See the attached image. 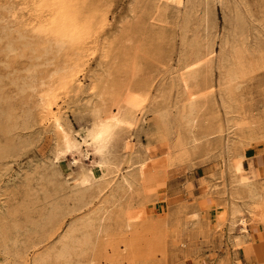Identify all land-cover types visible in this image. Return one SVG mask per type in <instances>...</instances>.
Segmentation results:
<instances>
[{"label": "rangeland", "instance_id": "rangeland-1", "mask_svg": "<svg viewBox=\"0 0 264 264\" xmlns=\"http://www.w3.org/2000/svg\"><path fill=\"white\" fill-rule=\"evenodd\" d=\"M263 146L264 0H0V264H243Z\"/></svg>", "mask_w": 264, "mask_h": 264}, {"label": "bare ground", "instance_id": "bare-ground-1", "mask_svg": "<svg viewBox=\"0 0 264 264\" xmlns=\"http://www.w3.org/2000/svg\"><path fill=\"white\" fill-rule=\"evenodd\" d=\"M73 15V14H72ZM69 17V15H68ZM74 19V17H73ZM67 20V19H65ZM68 21V20H67ZM65 22V21H64ZM68 23V22H67ZM70 23V22H69ZM75 21L73 22V25H74ZM71 24V23H70ZM64 26V24H63ZM68 26V25H67ZM70 26V25H69ZM75 26V25H74ZM78 26V25H77ZM83 27V26H82ZM74 28V27H72ZM76 28V27H75ZM69 29V28H67ZM59 31V30H58ZM57 31V32H58ZM70 31V30H68ZM72 31V30H71ZM66 32V31H65ZM70 33V32H69ZM127 106V105H125ZM129 107V106H127ZM131 107V106H130ZM127 110H129V108H127ZM132 111V109H130ZM133 113V112H132ZM132 116V115H131ZM135 118V116H132ZM98 121V120H97ZM128 121H130V116L128 114H125L124 112V108H121L120 112L116 115V116H113V117H109V119L105 120V121H100L96 124H94L93 126H91V128H89L87 131H86V135H85V138H84V143L83 144H93L96 149L99 151V153L101 155L104 156L105 154V150H107L106 148H109L107 147V145L109 143H111L112 141L115 140V138H117L118 135H120L123 131H125L127 125H129ZM57 123V121H56ZM133 125V124H132ZM58 126V124H56V127ZM130 127V126H129ZM127 130V129H126ZM122 138V137H121ZM64 140V139H63ZM82 141V140H81ZM123 141V140H122ZM72 141H68V144H67V147L66 149L70 150L71 148H74L76 146L73 145L71 143ZM118 142V141H117ZM81 144V143H80ZM121 144V143H120ZM82 145V144H81ZM90 145V144H89ZM112 145L113 142H112ZM117 146V145H116ZM90 147V146H89ZM119 147V145H118ZM79 148V147H77ZM93 148V147H91ZM114 148V147H112ZM113 150V149H112ZM109 151V150H108ZM95 152V151H94ZM97 152V151H96ZM108 153V152H106ZM112 153V152H110ZM115 153V152H114ZM97 155V154H96ZM109 156V155H108ZM107 156V157H108ZM113 157V156H112ZM106 158V157H104ZM99 159H101V157H99ZM103 159V158H102ZM101 159V160H102ZM109 159V158H108ZM115 160V158H114ZM100 161V160H99ZM103 161V160H102ZM109 161V160H108ZM117 161V160H116ZM101 162V161H100ZM112 162V161H111ZM110 162V163H111ZM107 163V161L105 162ZM99 164V163H98ZM103 164V163H102ZM117 164V163H116ZM105 165V164H104ZM114 166V165H113ZM105 167V166H104ZM116 167V166H115ZM103 168V167H102ZM106 168V167H105ZM112 168V167H111ZM110 168V169H111ZM115 171V170H114ZM113 171V172H114ZM87 180V179H86ZM85 181L82 180L81 183H84ZM129 185V184H127Z\"/></svg>", "mask_w": 264, "mask_h": 264}, {"label": "crops", "instance_id": "crops-1", "mask_svg": "<svg viewBox=\"0 0 264 264\" xmlns=\"http://www.w3.org/2000/svg\"><path fill=\"white\" fill-rule=\"evenodd\" d=\"M264 149V146H263ZM199 170H201L200 167L198 168H194L190 170V175L194 174L193 178L190 176V178L188 180L194 179V180H200L203 177L200 174H196L195 171L199 172ZM257 171H260V168H256ZM240 206V205H239ZM242 213L239 214L237 216V220L239 219H243L246 221L245 227L247 229L246 234L244 235L241 231V224L239 222L236 223V225H234L233 227H231V223H230V209L228 210V215H227V224L226 226H224L223 231L224 233H228L229 234V240L231 243L232 248L235 247L234 243L240 242L243 243L241 245H239L237 248H235L237 251L236 254L234 252V256L236 258H239L240 253L241 255L244 256L243 260L244 263L243 264H256L254 262V255L251 254V256L249 258H245L246 254H245V244L247 243H251L253 244V250L255 251V249H259L260 247H262V242L264 241V221L263 224L260 225L259 223H253L250 219V217H248L247 213H244V210L240 207ZM224 213V212H223ZM235 235V236H233ZM233 236V237H232ZM235 238V240L233 239ZM234 257V258H235ZM235 258V259H236ZM247 260H250V262L248 263Z\"/></svg>", "mask_w": 264, "mask_h": 264}]
</instances>
